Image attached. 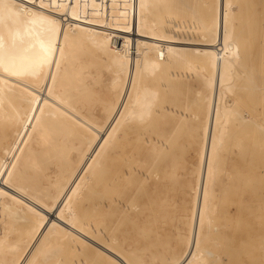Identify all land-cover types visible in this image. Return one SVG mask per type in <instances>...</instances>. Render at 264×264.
<instances>
[{"label":"bare ground","instance_id":"1","mask_svg":"<svg viewBox=\"0 0 264 264\" xmlns=\"http://www.w3.org/2000/svg\"><path fill=\"white\" fill-rule=\"evenodd\" d=\"M238 1H217L212 24L208 0H173L175 12L171 0H0L13 12L1 24L30 10L44 22L29 43L6 39L0 27V264H264L259 177L247 175V202L232 201L221 229L208 201L216 134L224 147L252 132V151L264 153V68L240 57L247 37ZM153 51L156 62L146 57ZM242 74L255 90V124L247 125ZM192 86L204 110L187 170L182 142L199 128L180 132L179 108ZM238 174L233 165L220 186L230 199ZM136 232L141 246L129 240L126 249ZM47 242L60 245L56 253Z\"/></svg>","mask_w":264,"mask_h":264},{"label":"rangeland","instance_id":"2","mask_svg":"<svg viewBox=\"0 0 264 264\" xmlns=\"http://www.w3.org/2000/svg\"><path fill=\"white\" fill-rule=\"evenodd\" d=\"M173 0H171L169 7L171 8V12H175V10H178L180 8H176L174 2H172ZM188 5H193L195 2V0H185ZM200 1V0H199ZM198 0H196L197 3H199ZM210 1V3H208L209 7L211 8V12H212V16L210 18V21L212 24H215L216 19H215V14L217 12V7L219 6V2L217 3L216 0H208V2ZM222 1V0H221ZM260 1V0H259ZM214 2V4H213ZM248 2V3H247ZM172 4H174L173 6H171ZM257 7H255L256 5ZM238 5L239 7V11H238ZM262 5V6H260ZM175 8V10L173 11V9ZM262 7V9H260ZM244 8V10H243ZM249 8V10H248ZM254 8V9H253ZM256 8V9H255ZM240 10H242V13L240 12ZM254 10V12H253ZM260 10V12H258ZM27 11V10H25ZM31 11V12H30ZM28 12V14H23L21 15L20 13L23 11H17L18 16L14 15V21L13 22H6L8 19V15L13 14V12H10L9 10H0V19L2 18L4 21V24L0 23V27H2V30L5 31V38L9 39L12 42H27L29 43L30 41L35 40V38L42 33L43 31V26H44V22L42 21V19L40 18V16H38L35 13H32L33 10H30ZM183 11V10H182ZM239 12V13H238ZM245 12V14H244ZM257 12V15L255 14ZM176 13L178 14V11H176ZM235 13L242 15L241 20L245 21V24L242 22L241 20L238 18H235V22L237 25L240 24H244L250 27V29H246V26L244 27V25L241 28V25L239 26L243 33L244 36H246L245 38V45H246V49L244 51H242L240 53V57L242 58V60H245V57H247V59L245 60L246 64L248 65L247 68H251V63L254 66H258L260 65V67L263 69L264 68V0H261L259 3L258 1L255 0H239L237 3V9H235ZM249 13V14H248ZM253 13V14H252ZM180 14V13H179ZM252 14V15H250ZM259 14V16H258ZM246 15V17H245ZM250 15V16H248ZM256 15V16H255ZM181 16V15H180ZM253 17V19H252ZM213 18V19H212ZM251 18V20H253V23H255L254 25L251 24V20L248 19ZM26 19H30L29 21H26ZM246 19V20H245ZM256 19V20H255ZM240 20V21H239ZM250 22L248 23L247 21ZM259 21V22H258ZM240 23V24H239ZM259 23V29H256V24ZM251 25V26H250ZM248 27V28H249ZM250 30V31H249ZM259 32H256V31ZM248 31V32H247ZM244 32H247L244 34ZM255 32V33H251ZM257 33V34H256ZM251 34V35H250ZM86 45V46H85ZM26 47V45L24 46ZM27 50V49H26ZM25 50V51H26ZM24 52V51H23ZM93 50L90 48V45L84 44L83 50L81 52V56H83L85 59L89 58V54H92ZM25 53V52H24ZM33 53L32 51L27 50V53L25 54H29L31 55ZM157 54H155V51H153L152 53L148 54L146 57H148L147 59H149L150 61L153 59L158 61L159 57H156ZM256 57H258V59H255ZM82 58V57H81ZM152 58V59H151ZM254 58V59H252ZM252 59V60H251ZM22 61H23V57L21 59V66H22ZM251 61V63H250ZM155 62H151L152 65L153 63L155 64ZM263 63V64H262ZM66 63H62L61 64V68L65 65ZM138 64V63H137ZM250 64V65H249ZM258 64V65H256ZM156 65V64H155ZM196 66H200V64L196 63ZM263 65V66H262ZM153 73H152V77H149L148 80V84L152 87H156L157 86V73L158 72L157 68H153ZM156 70V71H155ZM19 74L21 73L20 70L18 71ZM17 72V73H18ZM195 75V76H194ZM197 74L196 72L193 73V79H190V82H192L193 84V80L195 81V79L197 78ZM237 83L240 84H247V88L248 90L245 91V95L248 96V107H247V112H249L250 115V120L253 122H249L247 125L249 124H255L256 120V99H255V90L251 87H249V83L248 80H246L244 74L239 75L238 78H236ZM245 81V82H244ZM251 90H250V89ZM200 89V86H192L190 88H188L187 90L182 92V97L184 98V101L182 100L180 103V108L179 110L181 112L184 111V113L186 114V118L185 121H183L184 123H178L179 127H180V132H182V130H185L184 128L186 127H190V126H196L197 128H199V131L195 134H192L187 137H189V140L187 142H182L184 145V155L186 152V161L185 163L182 165L183 169L186 168L187 170L190 168H195L196 165V161H197V156L195 153V145L193 146V142L195 141L196 138H198L197 136H199L200 132H201V123H202V110L203 107H197V103L194 101L195 98V93ZM196 105V106H195ZM246 108V107H245ZM253 109V111H252ZM198 115V116H197ZM158 121H160V119H158ZM166 123V122H165ZM163 123H160V127H163L162 125ZM162 125V126H161ZM215 129H219V125H216ZM250 131V128L248 130V132ZM252 133V132H251ZM250 134H246L241 133V132H236V136L237 139H234V135H232V137L230 139L226 140V143L224 145V147H222L223 145L221 144V141H223V137L221 138V136H223L222 132L216 134V140L214 137V141H215V145L212 146L211 149V156H212V160H211V164H210V172H209V177H208V183H207V187H208V203L211 204V209L213 210L214 216H215V222L216 224H221V225H217L219 229H221L223 223L227 222L228 215H230L229 213V209L231 207H233V203L232 201L235 200L236 202L241 201L243 204H245L247 202V195H246V181H247V175L251 176L253 175V177H255L257 179L258 178V185L260 186L261 183H264V178H260V174H263L264 171V153L261 152H254L252 151V146H253V141L254 138L251 136ZM196 136V138H195ZM200 137V136H199ZM146 138V136H145ZM198 140V139H197ZM190 141V144H187ZM141 144H143V140L141 142ZM168 145L170 146L169 148L171 149L173 147V143L169 142ZM240 149V150H239ZM245 149V150H244ZM252 151V152H251ZM250 153H253V162L250 163V158L252 157V155ZM231 159V160H229ZM232 163V165H231ZM235 163V164H234ZM237 164V166H236ZM234 165V169H236V171L239 172L238 174V185L239 187L236 189L237 190V194H234V197H232L230 199V189L226 187L225 189V193L223 194V192L220 190V186H222L224 183H226V185L228 186L229 182H230V177L228 175V169L230 170V167H233ZM262 165V166H261ZM177 168V167H176ZM177 171V172H176ZM175 173L178 175L177 178L180 176H182V174H185V172L176 169ZM179 173H181L179 175ZM246 175V176H245ZM221 177V182L219 181V178ZM241 179V180H240ZM255 180V182H257ZM191 195V192L189 193ZM210 195V196H209ZM185 197V192L175 195L173 197V201L174 203H178V201H180V199L182 200ZM228 205V206H227ZM211 210V211H212ZM231 210V209H230ZM259 215L262 217V220L264 221V198L263 201L259 202ZM130 220H134L133 217ZM174 218L173 216H169L167 218V222L168 224H171L173 222ZM127 244H124V247L127 249L128 247V242L130 243V241H136V246H141L139 244L140 243V234L138 232L136 233H130L127 237ZM130 240V241H129ZM43 246V245H42ZM46 246V247H45ZM133 246V245H132ZM45 247V248H44ZM43 249L47 251L51 250L53 253L57 252V248L60 247V245L56 242H47L44 245ZM54 250V251H53ZM125 250V249H123ZM126 251V250H125Z\"/></svg>","mask_w":264,"mask_h":264},{"label":"crops","instance_id":"3","mask_svg":"<svg viewBox=\"0 0 264 264\" xmlns=\"http://www.w3.org/2000/svg\"><path fill=\"white\" fill-rule=\"evenodd\" d=\"M221 180H222V179H221V177H220V178H219V181L221 182Z\"/></svg>","mask_w":264,"mask_h":264}]
</instances>
